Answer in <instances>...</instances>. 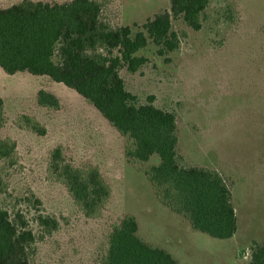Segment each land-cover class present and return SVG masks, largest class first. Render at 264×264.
I'll return each mask as SVG.
<instances>
[{"label":"rangeland","instance_id":"1","mask_svg":"<svg viewBox=\"0 0 264 264\" xmlns=\"http://www.w3.org/2000/svg\"><path fill=\"white\" fill-rule=\"evenodd\" d=\"M97 1L104 5L103 23L129 27L133 34L155 15L170 12V0ZM171 25L178 49L159 56L149 40L137 52L144 65L134 74L122 69L120 77L137 105L152 97L155 108L175 116L179 166L213 171L224 180L233 195L234 237L219 245L223 240L194 231L163 206L145 176L158 158L129 160L127 139L73 90L30 74H0V138L17 145L11 161H0V210L19 212L33 230L30 264H104L112 227L125 216L135 218L145 243L167 251L178 264H250L254 244L264 242V0H210L199 31L181 17ZM43 86L58 97V110L38 107L35 96ZM21 115L37 119L46 134L18 128ZM57 146L66 163L96 167L110 187L98 217L83 215L50 168ZM40 215L55 219L58 228H41Z\"/></svg>","mask_w":264,"mask_h":264},{"label":"trees","instance_id":"2","mask_svg":"<svg viewBox=\"0 0 264 264\" xmlns=\"http://www.w3.org/2000/svg\"><path fill=\"white\" fill-rule=\"evenodd\" d=\"M210 0H170V12L155 15L132 33L129 27L111 29L100 19L104 5L97 0H71L64 4L24 0L0 9V68L7 75L27 72L47 76L75 91L92 105L117 133L127 139L125 156L158 164L145 170L159 202L186 219L191 228L207 236L227 240L236 232L231 193L215 172L178 164L175 116L152 104L137 105L126 91L120 71L136 73L146 62L137 52L150 40L159 56L178 49L171 19L181 17L187 27L201 29V16ZM233 10L228 6L227 10ZM38 106L58 110L59 100L39 90ZM0 99V130L5 124ZM16 125L38 136L45 128L34 118L21 115ZM16 143L0 138V161H11ZM50 168L57 174L86 218H95L110 198L111 190L96 167L76 168L64 160L61 146L50 153ZM38 225L58 228L55 219L40 215ZM133 216L113 225L104 264H178L165 250L145 243ZM35 235L19 212L0 210V264H30ZM250 264H264V242L254 244Z\"/></svg>","mask_w":264,"mask_h":264},{"label":"crops","instance_id":"3","mask_svg":"<svg viewBox=\"0 0 264 264\" xmlns=\"http://www.w3.org/2000/svg\"><path fill=\"white\" fill-rule=\"evenodd\" d=\"M22 1H24V0H0V9H6V8H9V7H11V6H13V5H16V4H19V3H21ZM28 1H31V2H34V3H36V2H42V3H52V2H54V3H57V4H64V3H67V2H70L71 0H28ZM0 74L4 77H9V78H14L15 76H17V75H26V76H28L27 74V72H18V73H15L14 75H7L6 73H4L3 71H2V69L0 68ZM39 78H48L47 76H38ZM32 78V77H31ZM49 79V78H48ZM50 80V79H49ZM50 82L52 83V84H56V85H62V86H64L63 84H59V83H55V82H53V81H51L50 80ZM65 87V86H64ZM48 88V87H47ZM46 87H41L40 89H38V91L39 90H44V91H46V92H48V93H50V94H53L54 96H56L53 92H51V91H49V88L47 89ZM66 88V87H65ZM68 89V88H67ZM37 91V92H38ZM37 92H36V94H37ZM75 92V91H74ZM76 93V92H75ZM81 97V96H80ZM35 98H36V96H35ZM56 98L58 99V97L56 96ZM0 99L3 101V98L2 97H0ZM59 100V99H58ZM59 103H60V101H59ZM38 105V104H37ZM3 106H4V103H3ZM39 108H40V106H38ZM4 108V107H3ZM41 108H43V107H41ZM45 109H47V108H45ZM28 116V115H27ZM4 117H5V114H4ZM31 117V116H30ZM32 118H34V117H32ZM35 119V118H34ZM38 123H39V121L37 120V119H35ZM41 124V123H40ZM43 126V125H42ZM44 127V126H43ZM45 128V130H46V127H44ZM32 133V132H31ZM32 134H34V133H32ZM7 138H9V137H7ZM11 139V138H10ZM13 140V139H12ZM14 141V140H13ZM16 143V142H15ZM16 151H17V145H16ZM100 172V171H99ZM232 197H233V195H231V199H232ZM231 204H232V201H231ZM232 207H233V204H232ZM233 209H234V207H233ZM234 212H235V210H234ZM235 216H236V214H235ZM137 223V222H136ZM236 226H237V220H236ZM195 231V230H194ZM236 231H237V228H236ZM198 232V231H197ZM236 233V232H235ZM206 235V234H205ZM235 235V234H234ZM234 237V236H233ZM232 237V238H233ZM211 238V237H210ZM232 238H230V239H227V240H223L222 242H219V243H217V244H226V242H229ZM214 239V238H213ZM218 240V239H217Z\"/></svg>","mask_w":264,"mask_h":264}]
</instances>
